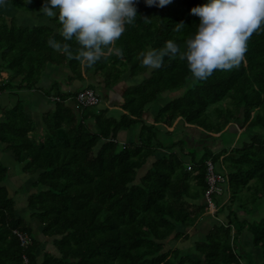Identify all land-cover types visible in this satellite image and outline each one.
<instances>
[{
  "label": "trees",
  "instance_id": "trees-1",
  "mask_svg": "<svg viewBox=\"0 0 264 264\" xmlns=\"http://www.w3.org/2000/svg\"><path fill=\"white\" fill-rule=\"evenodd\" d=\"M9 2L45 14L44 0ZM136 2V22L114 45L123 54L109 53L92 66L48 43L52 37L64 39L58 15L51 18L54 28L0 20V53L10 72L6 82L0 81V91L12 85L36 88L48 63L69 64L72 78L81 79L83 72L93 69L108 88L128 70L132 75L148 73L124 90L119 111L74 108L68 98L78 90L62 92L56 84L51 92L59 100L44 115L40 137L22 103L5 112L0 141L12 150L22 171L34 178L26 207L41 223V235L50 238L53 250L44 249L46 241L17 214L16 199L6 184L8 168L0 162V264H264V29L252 33L238 67L217 69L205 80L195 79L187 61L179 57L166 56L161 67L149 70L140 63V52L162 47L169 38L183 47L199 22L190 9L203 0H172L164 7ZM181 21L185 24L177 31ZM68 42L75 52V39ZM167 93L155 123L145 122L148 107ZM175 121L220 135L239 121L244 134L235 145L231 139L217 152L205 147L196 159L192 149L186 151L184 139L161 138V131L172 135L163 123L172 126ZM137 126V141L119 140L120 131ZM159 148L166 153L156 157ZM223 154L220 168L227 171L229 196L218 210L219 221L203 239L182 247L178 242L191 240L189 229L207 213L206 160L217 166ZM186 155L192 157L191 169ZM225 208L226 219L220 218ZM255 209L259 217L251 216ZM15 230L29 234L31 243L22 245ZM244 233L259 259L244 247Z\"/></svg>",
  "mask_w": 264,
  "mask_h": 264
},
{
  "label": "clouds",
  "instance_id": "clouds-1",
  "mask_svg": "<svg viewBox=\"0 0 264 264\" xmlns=\"http://www.w3.org/2000/svg\"><path fill=\"white\" fill-rule=\"evenodd\" d=\"M149 6L164 7L172 0H145ZM5 0H0V6ZM48 17H57L63 41L54 37L48 43L69 58L92 66L109 53L122 55L114 47L128 25L136 22V0H44L41 7ZM199 17L196 30L183 47L169 38L162 47L140 52V63L147 69L159 68L166 56L187 61L192 76L205 80L217 69L238 67L245 57L252 33L264 29V0H203L190 9ZM149 16H144L148 19ZM185 23H177L179 31ZM75 39L79 47L72 50L68 42Z\"/></svg>",
  "mask_w": 264,
  "mask_h": 264
},
{
  "label": "crops",
  "instance_id": "crops-1",
  "mask_svg": "<svg viewBox=\"0 0 264 264\" xmlns=\"http://www.w3.org/2000/svg\"><path fill=\"white\" fill-rule=\"evenodd\" d=\"M52 17H48L46 14H42L39 11L33 10H23L12 5L9 0H5V4L0 6V20H4L7 24H15L17 26H26V27H34L39 25H49L51 27H55L54 22L51 19ZM0 72L5 75L6 78L10 77V72L4 69V62L2 60V56L0 53ZM83 78H72L74 73L72 72L69 64H52L48 63L40 75L39 81L37 83V87L33 89H23L18 88L17 86H9L5 90L0 91V123L4 119L5 112L14 106L22 103L24 111L28 118H30L35 126L34 134L37 137H40L44 133V115L53 110L56 106L55 93L51 92L54 89V86L57 84L60 91H79L81 88L91 85L94 89L99 92L101 95V103L99 104V108H108L110 110L119 111L120 104L123 100V92L124 90L132 85L139 83L143 79H145L148 75L147 72H140L137 75H132V73L128 70L123 73L121 80L114 85L112 88H108L105 86L104 79L102 75L91 69L88 72H83ZM21 80L18 77L15 83H19ZM87 88V87H86ZM168 96L160 97L155 102H153L146 112L143 115V119L148 123H155V115L157 110L167 102ZM74 96H70L68 98V102L71 106L76 108V104L74 101ZM163 126L169 131L171 134L178 132L175 140L182 138L185 136V146L193 151H202L207 145H211L210 148L212 151L217 152L227 146L223 136L220 133H209L204 132L201 128L190 126L187 123L182 125L179 124L178 121H175L174 124L166 125L163 123ZM233 130L237 131L238 135L244 134V127L241 126L239 121L230 123V127ZM180 129L182 130V136L179 133ZM186 130V131H185ZM138 129L137 127H132L129 130H122L119 133V140L122 142H134L138 140ZM185 132V134H184ZM170 136V135H169ZM173 139V140H174ZM236 139V140H235ZM232 142V145H235L239 138H235ZM164 140H166L164 138ZM171 142V140H169ZM168 141V143H169ZM166 153V150L159 148L157 152L154 154L157 156H161ZM226 154L221 156V162L217 163L218 168L224 167V161ZM191 155H186L185 160L186 164H191ZM0 162L5 164L8 168V175L6 179V184L10 189V192L16 199L17 205V214L27 219L33 228L34 234H41V223L35 218L30 216V212L26 207V196L29 191L32 190V184L34 181L33 176L29 175L22 171L20 164L16 161L15 156L7 145L0 141ZM220 168V169H221ZM17 169L16 172L13 170ZM224 171V170H223ZM226 171V169H225ZM224 171V172H225ZM14 172V173H13ZM227 172V171H226ZM221 195H224L223 200L220 202L221 206L228 199L229 191L226 190L224 186V191ZM212 217L217 218V216H212L208 213L203 215L196 226H194V231H199L203 229L204 236L205 233L211 228L212 223L210 221ZM218 220V219H217ZM206 223V224H205ZM210 225V226H208ZM41 237V236H39ZM200 238H193V240H197ZM202 239V238H201ZM192 242V241H191ZM190 242V243H191ZM189 243V245H190ZM193 244V242L191 243ZM188 245V246H189ZM183 247V246H182ZM187 247V246H184Z\"/></svg>",
  "mask_w": 264,
  "mask_h": 264
},
{
  "label": "built area",
  "instance_id": "built-area-1",
  "mask_svg": "<svg viewBox=\"0 0 264 264\" xmlns=\"http://www.w3.org/2000/svg\"><path fill=\"white\" fill-rule=\"evenodd\" d=\"M0 81L6 82L7 78L0 72ZM56 100H59V97H55ZM74 101L76 107H90V106H99L101 103V95L93 88H85L79 90L75 97ZM188 169H191V165L188 164ZM206 182L208 184V188L205 192V200L208 204L207 213L212 216H217L218 210L221 207V204H217L214 200L216 195H221L224 191V186L228 191V177L226 172L219 169L216 164L208 159L206 160ZM15 233L18 235L20 242L22 245H28L32 241V237L22 231L15 230Z\"/></svg>",
  "mask_w": 264,
  "mask_h": 264
},
{
  "label": "rangeland",
  "instance_id": "rangeland-1",
  "mask_svg": "<svg viewBox=\"0 0 264 264\" xmlns=\"http://www.w3.org/2000/svg\"><path fill=\"white\" fill-rule=\"evenodd\" d=\"M87 87V86H86ZM86 87H83V88H81V89H85ZM168 94V93H167ZM166 94V95H167ZM98 107V106H97ZM139 127L137 126V129H138ZM186 131V130H185ZM163 133H165L164 131L162 132H160L159 134H162V136H161V138L162 139H167V140H173L174 139V137H176V135L178 134V132H176V133H174V134H172V135H170V136H167V135H165L164 136V134ZM179 133H181L180 135L182 136V130L180 129V131H179ZM184 134H185V132H184ZM160 136V135H159ZM239 136L240 135H238L237 134V131L236 130H233L232 128H229L225 133H224V136H223V138H224V140H225V142L226 143H228V141L229 140H231V139H235V138H239ZM184 139H185V136H184ZM243 139V137L241 138V140ZM175 140V139H174ZM236 140V139H235ZM208 146V148H211L212 146L209 144V145H207ZM188 149H191V148H189V147H186V151H188ZM194 149H192V151H193ZM203 151L204 150H202V151H197L196 152V150L195 151H193L194 152V154H195V157H196V159H199L200 157H201V155H202V153H203ZM14 172H16L17 171V169H14L13 170ZM13 172V173H14ZM223 197H224V195H216L215 196V199L217 200V201H219V202H221L222 200H223ZM224 201V200H223ZM235 207H236V205H234ZM221 208V207H220ZM220 210V209H219ZM228 208H225L224 210H222L219 214H220V218H224V219H226V216H227V213H228ZM239 212V214L240 215H243L244 213H242L241 212V210L240 211H238ZM260 212L258 211V210H254V212L252 213V217H259L260 216ZM218 218H214V217H212V219L210 220V221H208V222H210V224H211V222L213 223V222H216V221H219V219L217 220ZM206 224V223H205ZM208 226H210V225H208ZM194 228H191V229H189L190 230V232H191V234H192V238H191V240H187V241H184V240H181L180 242H178V244L180 245V246H188L189 245V243L192 241H194L193 240V238H194V236H195V238H204V231H203V229H200L199 231H194L193 230ZM247 233H244L243 234V238H242V243L244 244V247L245 248H247V249H249V251H251V252H253L252 254H253V256L254 257H256L257 259H259L258 258V252L257 251H255V249L251 246V244H250V240L248 239V237H247V235H246ZM37 237H39V236H41L40 238L41 239H44V241H46L45 242V245H44V249H46V250H53V248H52V245H51V243H50V238H48V237H44L43 235H38V234H35ZM47 238V239H46ZM191 242V243H192ZM190 243V244H191Z\"/></svg>",
  "mask_w": 264,
  "mask_h": 264
}]
</instances>
